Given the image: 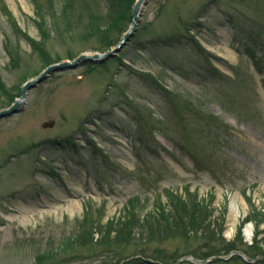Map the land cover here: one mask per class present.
I'll return each mask as SVG.
<instances>
[{
	"label": "rangeland",
	"instance_id": "374dc122",
	"mask_svg": "<svg viewBox=\"0 0 264 264\" xmlns=\"http://www.w3.org/2000/svg\"><path fill=\"white\" fill-rule=\"evenodd\" d=\"M136 2L0 0V111L49 66L115 48ZM172 192L198 197L215 241L149 240L143 220ZM112 222L129 241L101 240L94 227ZM255 238L264 0H151L114 58L51 75L0 120V264H264Z\"/></svg>",
	"mask_w": 264,
	"mask_h": 264
},
{
	"label": "trees",
	"instance_id": "16d2710c",
	"mask_svg": "<svg viewBox=\"0 0 264 264\" xmlns=\"http://www.w3.org/2000/svg\"><path fill=\"white\" fill-rule=\"evenodd\" d=\"M166 197L168 206H164L158 202L156 212L153 214L154 217L143 220L145 224L143 229L151 236L149 240L156 241L170 237H182L189 234H202L208 240L215 241L216 232L213 229L214 224L212 221H208V215L207 213L205 214L207 208H204L206 209L204 211L203 205L197 200L198 197L189 195V199H185L186 197L183 198L181 195L179 196L173 192L167 194ZM250 223H255V220L252 217L246 218L240 226L239 233L242 234L246 225ZM126 226L124 223L117 226L112 222L105 226L99 224L94 229L101 235V240L104 238H112L119 241L123 237V240L129 241L133 233ZM222 234L223 228L219 236ZM127 236L128 239L126 238ZM263 243L256 241L255 238L253 245H263Z\"/></svg>",
	"mask_w": 264,
	"mask_h": 264
},
{
	"label": "water",
	"instance_id": "95a60500",
	"mask_svg": "<svg viewBox=\"0 0 264 264\" xmlns=\"http://www.w3.org/2000/svg\"><path fill=\"white\" fill-rule=\"evenodd\" d=\"M151 0H137L135 3V6L133 8V13H132V24L130 26V29L127 31V33L123 36L121 42L113 48L111 51H109L106 54H96L94 56H89V55H81L79 56L76 60L74 61H67L64 63H58L55 65L49 66L42 74H40L37 78L28 81L22 88V94L19 99L15 101L13 105H11L8 109L0 111V120L12 117L16 114H19L23 111L27 100H28V94L31 90L37 88L40 84L48 80L51 75L59 72H66L70 70H76L83 65L87 63H103L111 58H114L118 53H120L131 41L133 38L134 34L136 33L140 20L142 18L143 12L147 5L149 4ZM54 126V122H49L44 125V128H51ZM233 255H238L242 257V259L246 262H249L251 264L256 263V260H250L245 254L243 253H233L230 257L228 258H220L223 260H228L230 259ZM215 258H212L210 260H207L203 263L196 262L192 259H182L181 261H189L191 263L195 264H208L212 262Z\"/></svg>",
	"mask_w": 264,
	"mask_h": 264
},
{
	"label": "bare ground",
	"instance_id": "6f19581e",
	"mask_svg": "<svg viewBox=\"0 0 264 264\" xmlns=\"http://www.w3.org/2000/svg\"><path fill=\"white\" fill-rule=\"evenodd\" d=\"M229 226H230L231 229H234V228H235V226H236V221H235V219H231V220H230V224H229ZM251 232H252V231H251L250 227L247 228V235H248V236L251 235Z\"/></svg>",
	"mask_w": 264,
	"mask_h": 264
}]
</instances>
